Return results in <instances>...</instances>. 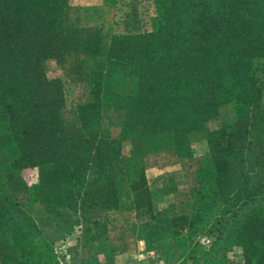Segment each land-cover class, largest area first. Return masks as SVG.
I'll use <instances>...</instances> for the list:
<instances>
[{"label":"trees","instance_id":"1","mask_svg":"<svg viewBox=\"0 0 264 264\" xmlns=\"http://www.w3.org/2000/svg\"><path fill=\"white\" fill-rule=\"evenodd\" d=\"M142 1L155 6L152 30L115 34L105 45L96 5L0 0V264H61L35 242L42 230L24 208L32 194L21 173L27 167L40 168L31 210L39 202L67 217L86 206L147 214L148 246L188 230L177 251L214 215L219 239L243 248L244 264H264V208L254 206L264 194V0ZM70 52L104 58L108 70L96 59L93 99L67 119L64 80L51 78L45 62ZM118 74L137 80L131 94H113L126 111L115 139L92 129L103 123L104 82ZM220 115L226 122L210 130L208 120ZM196 133L207 138L209 155L196 211L171 217L178 183L166 174L152 185L143 156L170 143L190 156Z\"/></svg>","mask_w":264,"mask_h":264},{"label":"rangeland","instance_id":"2","mask_svg":"<svg viewBox=\"0 0 264 264\" xmlns=\"http://www.w3.org/2000/svg\"><path fill=\"white\" fill-rule=\"evenodd\" d=\"M83 5L98 6L97 25L104 24L103 40L109 43L115 34L146 33L153 28V18L156 15L155 6L151 1L121 0L112 7H104L102 0H77ZM75 3V1L73 2ZM97 57H88L85 54L70 52L64 61L49 59L45 62L48 75L62 77L65 85L66 106L63 109L65 118L72 119L78 115V107L93 99V70L100 65L106 71V60ZM108 70V69H107ZM105 73V72H104ZM137 77L134 74H118L111 76L107 83L109 93H106L102 102L103 123L92 129L94 133L106 132L109 138L122 137V124L126 111L121 108L113 94H131ZM113 92V93H112ZM226 117L216 116L208 120L210 130L220 129ZM204 133H196L191 137L192 155H179L170 143L164 147L154 149L144 154L146 172L149 182L158 185V180L166 174H173L171 179L178 183L177 191L170 193L174 206L168 209L171 217L191 215L196 211V194L199 190L198 173L201 166L206 165L209 159L208 147ZM124 149L130 154L133 142L124 140ZM49 167V166H46ZM23 177L31 188L30 199L36 197L39 186V167H27L21 170ZM27 202L25 209L39 223L42 230L35 242L41 245V254L56 259L61 264H98L103 256L112 252L111 240L128 241L130 234L145 245L143 256L136 257V261L127 260L125 264H156L146 254L154 256L157 263L160 259L170 257V264H211V258L218 261H227L229 264H244V250L241 247L231 246L230 242L219 239V225L211 215V221L205 224L202 232L185 249L177 251L179 242L188 230L180 231V235L173 232L164 233L161 238L155 239L149 246L142 238L146 236V229L142 226L149 217L147 214H138L135 211L121 209L109 211L103 206H86L73 209L67 217L64 214L46 213L42 204L36 202L31 210V203ZM30 204V205H29ZM254 206L264 208V194L257 197ZM60 208V205H57ZM61 211V209H58ZM33 212V213H32ZM96 221L99 225L95 224ZM212 231V234H209ZM216 243V244H215ZM38 245V244H37ZM222 246V247H219ZM228 246V247H226ZM119 249L114 248V250ZM214 263V261H212Z\"/></svg>","mask_w":264,"mask_h":264},{"label":"crops","instance_id":"3","mask_svg":"<svg viewBox=\"0 0 264 264\" xmlns=\"http://www.w3.org/2000/svg\"><path fill=\"white\" fill-rule=\"evenodd\" d=\"M111 242L113 243L112 252L103 256L99 264H125L124 262H127V260L130 261L134 259L133 261H136V257L144 255L142 252L145 249V245L141 240H137L134 234H130L128 241H124V239H114L111 240ZM118 247L119 249L114 250V248ZM146 256L152 259V263L166 264L164 259H160L157 263L154 256H151L148 253Z\"/></svg>","mask_w":264,"mask_h":264}]
</instances>
